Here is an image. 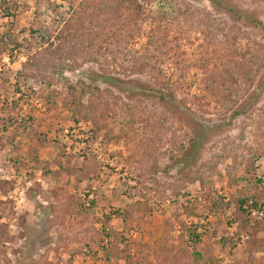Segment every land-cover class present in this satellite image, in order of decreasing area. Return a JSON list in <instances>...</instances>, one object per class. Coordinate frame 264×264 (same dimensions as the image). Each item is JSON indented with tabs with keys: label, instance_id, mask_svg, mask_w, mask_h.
<instances>
[{
	"label": "rangeland",
	"instance_id": "rangeland-1",
	"mask_svg": "<svg viewBox=\"0 0 264 264\" xmlns=\"http://www.w3.org/2000/svg\"><path fill=\"white\" fill-rule=\"evenodd\" d=\"M6 1L0 264H125L82 248L104 227L144 243L134 246L142 264H193L148 247L164 234L188 237L189 228L206 264H264V250L249 249L264 237V206L252 212L258 227L235 213L254 185L264 193V0H104L141 4L142 16H127L119 30L117 14L81 8L79 41L106 27L94 47L62 61L45 51L40 67L27 70L22 63L41 49L31 27L56 33L73 9L66 0H17L10 17ZM153 33H167L174 49L177 38L179 56L157 60L146 49ZM244 66L256 71L252 84ZM72 84L90 90L75 115ZM10 114L19 125L4 130Z\"/></svg>",
	"mask_w": 264,
	"mask_h": 264
},
{
	"label": "trees",
	"instance_id": "trees-1",
	"mask_svg": "<svg viewBox=\"0 0 264 264\" xmlns=\"http://www.w3.org/2000/svg\"><path fill=\"white\" fill-rule=\"evenodd\" d=\"M11 1L12 2L6 1L8 3L4 8L6 9V16L13 17L15 16V9L18 8V2L17 0ZM66 1L70 3L73 10L69 16L64 19V24L58 32L53 33L49 27H45L44 30H41L40 27L37 26L31 27V36L33 39L38 38V44L41 49L29 55L27 61L22 63V69L27 70L29 68H39L42 63L40 56L43 55L45 51L46 54L44 55H47L52 59L56 58L62 61L66 58L74 57L75 54L81 51L82 47H86L87 49L94 47V43L96 40L100 39V36L103 35L106 27L103 25V29H99L97 31L92 29L88 30V36L86 38H81L79 41L78 37L83 36V29L85 28L84 23L82 22V18L84 16L82 10L92 6L94 12L101 10L107 16L111 14H117L118 20L121 19L119 20L117 27L119 30H123L128 25L127 21L125 20L127 16H129L127 18L128 20L132 17L137 21V18L142 16V9L144 7L138 3L135 5H126L122 1H112L105 5H103L104 0H97L96 2H91L90 0ZM212 1L215 3H221V0ZM261 24L263 23L261 22ZM110 37L111 36L108 38ZM108 38L104 39V42L107 43V45H110L111 39L108 40ZM175 42L176 49H174V47L169 44L170 40L167 36V33H164V35H157L156 33H153L146 41V49H152L158 52L160 55H155L156 53L153 54L157 60H160L164 55L169 54L172 50L175 52H173V55L171 56L178 57L179 54L177 52H179L178 50L180 48V43L177 38H175ZM21 45L22 44L19 42L15 43V47H19ZM99 47L103 48L104 46L99 44ZM177 60L178 59H174V62L176 63ZM48 63V65H54V63L51 61ZM241 70L244 71L243 75L245 80L252 84L255 80L256 71L254 72L250 66H244ZM162 71L160 74L165 75ZM109 78L115 83L121 82L120 79L111 77ZM235 80L238 82L237 79ZM89 91L90 90L87 86H79L77 84H72L70 86L68 102L73 110L74 115L77 114L75 108L78 107V104L81 102V98L86 92ZM167 96L168 94H161V98L163 99H166ZM1 121V125L4 130H7L9 126L13 124H17V126L19 125L18 120L13 114L3 118ZM36 156L37 155L34 156V161L39 162V159ZM262 190L263 189L256 184L249 192H246L239 197V200L236 204L237 211L235 213L238 220L244 227L260 226V222L252 217V212L260 210L261 207L264 206V200L262 199L264 197V193ZM189 231L188 237L182 235L178 241H172L169 236L164 234L160 239L149 244L148 247L158 256L168 258V256L176 254L185 262H191L193 264H206L208 260L207 258L209 257L205 258L204 253L198 248L197 243L199 241V237L196 233V229L193 228L191 230V228H189ZM134 246L141 247L144 246V243L139 245L138 243L130 242L123 232L115 230L112 227H104L101 230L93 231L89 237H85L84 243L82 244V248L86 247L87 252H90L92 255L101 253L105 262L107 263H117L118 261L122 260L125 262V264H142V259L137 251L134 250ZM249 249L264 250V237H261L259 241L253 242ZM203 258H205V260H203Z\"/></svg>",
	"mask_w": 264,
	"mask_h": 264
}]
</instances>
